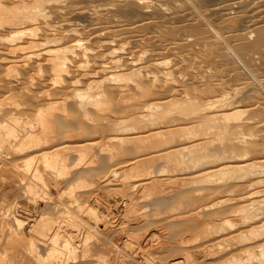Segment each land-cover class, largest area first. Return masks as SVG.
<instances>
[{
	"label": "bare ground",
	"instance_id": "1",
	"mask_svg": "<svg viewBox=\"0 0 264 264\" xmlns=\"http://www.w3.org/2000/svg\"><path fill=\"white\" fill-rule=\"evenodd\" d=\"M216 1L0 0V94H8L0 102V264H111L104 247L93 252L94 228L85 229L71 207L82 208L78 189L117 184L124 198L112 203L126 214L146 216L148 201L174 191L205 200L186 211L191 231L171 242L182 254L166 264H199L200 257H220L210 264H264V72L246 56L264 57V16L257 14L260 4L240 0L260 19L252 22L256 14L249 9L251 24L246 19L248 29L238 31V20L241 29L245 21L237 11L245 8L234 16L236 1L219 0L213 7ZM191 34L204 52L201 59L227 62L226 78H218L221 67L218 75L182 67L187 53H194V47L187 52L193 43L184 46ZM123 38L133 47L124 42L118 48ZM34 71L43 83H36ZM72 110L76 123L59 126ZM82 122L102 124L81 137L74 129ZM98 162L106 174L93 175ZM46 200L61 209L58 216H44L39 204ZM181 200L155 207L152 218L175 211ZM96 206L88 218L102 222L96 231L106 235L115 207L107 205L108 212ZM20 211L27 212L24 218ZM62 222L69 229H61ZM119 225L123 246L140 262L157 264L152 247L161 233L151 225L147 236Z\"/></svg>",
	"mask_w": 264,
	"mask_h": 264
},
{
	"label": "rangeland",
	"instance_id": "2",
	"mask_svg": "<svg viewBox=\"0 0 264 264\" xmlns=\"http://www.w3.org/2000/svg\"><path fill=\"white\" fill-rule=\"evenodd\" d=\"M219 1V0H218ZM218 1H216V2H212V4L213 3H216V4H218L217 2ZM231 1V2H230ZM228 0V2L229 3H234V1H236V3L237 4H239L238 2H240V0ZM249 1L250 0H248V1H245V2H247V3H249ZM255 2H256V5L257 4H262L261 6L259 5H255L254 6V3L255 2H253V0H251L250 1V6H252V7H255V8H258V10L259 11H263L261 14L259 13V11H258V13L257 12H255V8H252V7H248V4L246 5L245 4V2H244V6H242V4L240 3L238 6L237 5H235L236 3H234V5L236 6V8H235V6L232 8V9H234V10H231L230 12H231V14L233 13L234 14V12L236 11V9L237 10H239V9H244L245 8V10H239V11H237V13H238V15H242V14H244V16H243V20L245 21L246 19H247V21H248V23H249V21H250V19L251 18H249V17H252V15H250L253 11L255 12V14L257 13V14H259L261 17H263L264 16V9H261L262 7H264V0L263 1H260V0H254ZM260 2H262V3H260ZM220 4V3H219ZM218 4V5H219ZM211 5V4H210ZM214 5L215 4H213V7H214ZM220 6V5H219ZM247 8H246V7ZM212 6H207V11H209V8H211ZM215 7H217L216 5H215ZM261 7V8H260ZM206 8V7H205ZM239 8V9H238ZM253 9V11L251 10H249V9ZM248 9V10H247ZM247 10V11H246ZM257 10V9H256ZM248 13V11H250L248 14L250 15V16H248L247 15V13ZM241 12V13H240ZM245 12V13H244ZM253 12V13H254ZM232 14V15H233ZM245 14H246V16H245ZM257 14L254 16V20L253 19H251V21L253 22V21H255V18H257ZM236 15V12H235V14H234V16ZM260 16L256 19V20H258V19H260ZM247 17V18H246ZM214 18H215V16H214ZM213 18V19H214ZM216 18H217V16H216ZM253 18V17H252ZM217 19H219V18H217ZM238 19H239V17H238ZM249 19V20H248ZM214 20H216V19H214ZM247 21H245V23L243 24V29H241L242 27V23H241V21L240 20H238V31H242V30H246V28L248 27V25L249 24H251V21H250V23L249 24H246L247 23ZM240 22V23H239ZM247 25V26H246ZM246 26V27H245ZM245 27V28H244ZM248 29V28H247ZM228 34V33H227ZM192 36H193V34H191ZM226 35V34H225ZM196 37H197V35H196ZM194 38V41L192 40ZM125 39L126 38H123V42H118L117 43V47L119 48L120 47V45L121 46H124L123 45V43L125 42ZM188 39H189V41H186L185 42V45L184 46H191L192 45V43H193V46L192 47H188V50H187V52H190L191 50L190 49H192L193 47H194V49H192V50H194L193 52V54L192 55H190L191 54V52L188 54L187 52V60H186V63H188L187 65H186V63H185V67H184V64H183V68H187V70H189V72L190 73H196V72H198L197 70L199 69V70H201L202 71V69L203 70H205L206 71V69H209V70H207V73L208 72H210V73H208V74H211V73H214L216 70H217V74H216V72H215V75H218V72H219V74L221 73H223L224 75H220L219 77L218 76H216V77H218V78H223V76L225 77H227V74L229 73L228 71H229V69L228 68H226V69H228V71H224V70H226L225 68H222V67H228V64H227V62L224 60V59H222V58H220V59H218V61H215V62H207V59H206V57H205V59H201V57L202 58H204V56L205 55H203V51H200L199 50V48L198 47H196V45L194 44V42H195V37L193 36V37H191V41L192 42H190V37L188 36ZM127 40V39H126ZM235 40H233V44L234 43H236V41L234 42ZM127 42V41H126ZM126 42L124 43V44H126ZM131 41H129V42H127L128 43V46H124L125 48H130V47H133V46H131L130 44H132V42L130 43ZM119 43H120V45H119ZM188 43H190L189 45H186V44H188ZM232 43V42H231ZM133 45V44H132ZM127 48V49H128ZM135 49L137 48V47H134ZM139 49V48H138ZM141 49V48H140ZM187 49V48H186ZM185 50V49H184ZM190 50V51H189ZM186 51V50H185ZM197 52V53H196ZM202 52V53H201ZM253 52V51H252ZM254 53V52H253ZM252 53V54H253ZM255 53H257V52H255ZM194 54L197 56H194ZM199 54H201V55H199ZM251 54V52H249L248 54H246V56L247 55H249V58L247 57V60H250L249 62H251V64H252V66H254V65H256V68L255 69H257L258 71H260V75H261V73H262V71L264 72V57L262 56V55H260L259 53H257V54H259L258 55V57H257V54H253V56H251L250 55ZM198 55H199V57H198ZM203 55V56H202ZM254 55H256L255 57H257V58H253L254 57ZM201 56V57H200ZM251 56V57H250ZM166 59H171L172 58V56L171 55H165L164 56ZM168 57V58H167ZM170 57V58H169ZM190 58H192V61H190L191 59ZM200 58V59H199ZM252 58L253 59H255L254 60V62L252 61ZM199 59V60H198ZM257 59V60H256ZM202 60H205V61H203L204 62V64H205V69L203 68V62H200V61H202ZM222 61H224V64H222L221 62ZM190 62H194V65H193V63H190ZM226 62V63H225ZM196 63V64H195ZM214 63H216V65L214 64ZM258 63V64H257ZM260 63V64H259ZM192 65V66H194V68H195V71H194V69L192 68V66H190V65ZM203 64V65H202ZM207 64H209L210 66H211V64H213L212 65V68L209 66V65H207ZM195 65H197V66H195ZM220 65V66H219ZM225 65V66H224ZM187 66V67H186ZM202 66V67H201ZM215 66H217V67H215ZM0 67H3L2 66V64L0 63ZM191 67V68H190ZM220 67L222 68V70H223V72H221L222 70L220 69ZM210 68L212 69V70H210ZM197 69V70H196ZM214 69H215V71H214ZM218 69H220V70H218ZM0 70H1V68H0ZM227 72V73H226ZM4 74V73H3ZM2 73L0 74V75H3ZM34 74V76H36V83H43L41 80H38L39 79V77H38V74H36L35 75V71H34V73H32V75ZM263 74V73H262ZM225 77V78H226ZM39 81V82H38ZM5 94V95H4ZM3 95L2 94H0V102H2V103H4L6 100H7V95L8 94H6V93H4ZM6 97V98H5ZM22 97H24V96H22ZM22 97H20L21 99H22V101H27L26 99H28V97H24V98H22ZM4 98H5V100H4ZM6 107V106H5ZM73 111V110H72ZM70 112L71 113V115H73L72 117L70 116L69 117V119H65V118H58L57 120V124L59 125V126H63V123H65L66 125L67 124H69V122H74V123H76V119H74V117H75V113H74V111L73 112ZM95 117H97V118H99V120H100V116H97V115H95ZM68 120V121H67ZM75 120V121H74ZM100 121H102V120H100ZM61 124V125H60ZM80 124V122L78 123V125ZM91 124V123H90ZM89 123L88 124H86V123H84V122H82L81 123V125L80 126H77L74 130L75 131H79V132H81L82 134H81V137H85V136H88V134H90V133H93L94 131H95V129L97 128V125L99 126L100 124H102L101 122L100 123H94V125L93 124H91V126H89L90 125ZM68 126V125H67ZM66 127V126H65ZM64 126H63V128H65ZM79 127V129H77ZM85 127L87 128V129H85ZM88 127H90V128H88ZM66 129V128H65ZM85 130V131H84ZM88 130V131H87ZM88 134H87V133ZM86 133V135L84 136V134ZM96 151L98 152V149H96ZM33 155H35L34 153H32ZM32 154H30L33 158L32 159H34V156L32 155ZM72 154H73V156L75 157L76 156V154L74 153V152H72L71 153V159H70V161H74V157L72 156ZM107 154V153H106ZM105 153H103V154H99V155H101V159L100 160H104L105 161V159H103L102 157H103V155H105V156H107ZM99 164V165H98ZM102 164V163H101ZM99 162L98 163H95V164H92L93 165V167L94 168H92V165H91V167H87L88 169H90V168H92V169H90L91 171H92V173H93V175L94 174H96L97 175V173L99 174V171L101 172V175H103L104 173L106 174V172H107V169H103V168H99V166L101 165ZM107 164V162H104L103 163V165L105 166ZM109 164V163H108ZM108 164H107V166L106 167H108ZM97 166V167H96ZM99 168V169H98ZM98 171V172H97ZM106 171V172H105ZM109 173V172H108ZM93 175H91V176H93ZM95 175V177H89L88 176V178L90 179L91 178V180H94L93 178H95V180H96V178H97V176ZM67 185V184H66ZM118 185V184H117ZM110 185L109 187L110 188H108L107 189V186H94L93 188H88V189H78L77 190V195H79L80 197H81V199H82V197H83V199H82V202H83V205H82V210L78 207V206H76V205H73V207H71V210L72 209H75V210H72L73 211V213L75 214V213H77V215H78V213H79V215L81 216V218H82V222H83V224L82 225H84V227H85V229H86V227L88 226V224H90V225H92L93 226V228H94V236H92V238H91V240H90V242H92L91 243V245H92V249H93V252H96V250H98V249H100L101 248V250H103V247L105 248V250H107V251H109L110 252V255H111V259H112V261H111V264H122L121 263V260H123L122 262H127L126 264H142L143 262V264H147V263H145V261H141L140 262V260H138V258H137V255H135L134 254V252L133 251H130L131 249H129L128 247H124L123 246V244H122V241L120 242V240L121 239H119V234L117 233L118 232V227L120 226L119 224H121V225H124L125 226V228L126 229H128V230H130L129 232H133V233H137V234H142V235H145V236H147L148 234L147 233H149L148 231H151V230H153V231H156V230H158V232H160L161 233V236H159V240L160 241H157L156 242V244L154 243L157 239H155L154 240V242L153 241H149V243L150 242H152V243H154V246L152 247V256L153 255H155L154 257H155V261L157 262V264H159V262H161V264H163V263H167L169 260H171L172 258H178V257H180L181 256V252H180V250L178 249V248H176V246H174L175 244L173 243H171V242H173V240H175V238H177L178 236H180V235H182V234H186V233H188L189 232V230L191 231V229H190V227H192V226H190L189 224H188V226H190L189 227V229H188V227H187V229H186V224L187 223H190V222H192V221H189V222H187L188 220H186L185 218H184V216H185V214H188L187 212H190V210L192 211V210H194L195 208H197L200 204H202L205 200H203V199H200V198H197L195 195H193V194H191V193H188V192H186L185 194H183V193H181L180 195L179 194H177L178 192L177 191H174V193L175 192H177V193H175V195H174V193L172 192V194H170V195H167V196H169V199H168V197L167 196H161V197H159V196H156V197H154V198H152V202L154 203V204H152V202L150 201H148V203L150 204V206L149 207H151L150 209L152 210H150L149 208H148V210H146L143 214L144 215H146V214H148V215H146V216H140L139 214H132L133 213V211H128V214H126L127 213V211L125 212V209H123V208H119V210L116 212V210L118 209V207H120V206H118L117 205V209H116V206L114 205L115 203H114V200H115V202H118V203H116V204H120L121 203V201H122V198H124V195L121 193V191L119 192V190L118 189H121L123 186H122V184L121 185ZM64 187H66L65 186V184L63 185ZM99 187V188H98ZM101 187V188H100ZM103 187V188H102ZM106 187V188H105ZM114 187H117V188H115V191H111V189L113 188L114 189ZM119 187V188H118ZM104 190V191H103ZM106 190V191H105ZM110 190V191H109ZM99 191H103L102 193L105 195V196H101V198H100V195L98 194V192ZM107 191H108V193L109 192H112L111 194L109 193H107ZM117 191V192H116ZM97 194V195H96ZM102 195V194H101ZM106 195L107 196H109L108 198L106 197ZM122 195V196H121ZM172 195L173 196H175V197H172ZM192 195V196H191ZM67 196V195H66ZM66 196L64 197V200H66V199H68V197L66 198ZM178 196V197H177ZM104 197H106L107 199H105ZM196 197V198H195ZM225 197H229V194L228 195H226ZM230 197H233V195L232 196H230ZM96 198V199H95ZM97 198H100V199H97ZM160 198V199H159ZM178 198H180V200L182 201V204L180 205V207L179 208H177L175 211H172V212H170V213H165V214H162L163 216H155L154 218H152L154 215H153V213H154V211H157V209H164V208H166V206L168 205V203H170L171 202V204H170V207H171V205H173V204H175L176 203V201L178 200ZM86 199V200H85ZM88 199V200H87ZM93 199H95V200H97V201H101L102 202V204L100 203V204H98L100 207H101V209H105L106 207H107V205H108V207L110 206L111 207V209H112V207H115V208H113V210L114 211H112L113 212V214H112V212H110L111 210L109 209H107L106 208V210H108V212H110L111 213V215H113L114 217H112L111 218V220L113 221V224H115V225H113V224H110L111 226H109V229L110 230H108V233H106V235H105V233L104 234H101V233H97V231L98 230H100L99 229V226L100 227H103V224H101L102 222H99L98 221V223H95L92 219H89L88 217V209L90 208V207H92V205H94V206H96L95 205V203H94V200ZM114 199V200H113ZM157 199V200H156ZM162 199V200H161ZM90 200V201H89ZM109 200H111V201H109ZM113 200V201H112ZM165 202H164V201ZM105 203H104V202ZM107 201V202H106ZM202 201V202H201ZM45 202V203H44ZM44 202H40V204H39V207L41 208V211L43 212V214H44V216H46L47 214H48V216L49 215H52V217L54 216V217H56V216H58L59 214H60V211H61V209H59V207L57 208L56 206H55V204H54V202H48L47 200L46 201H44ZM47 202V203H46ZM89 204H88V203ZM90 202L92 203V204H90ZM114 204H113V203ZM143 204L144 203H147V202H142ZM200 203V204H199ZM155 204H156V206H155ZM160 204V205H159ZM50 205V206H49ZM87 205V206H86ZM96 206L97 208L99 207V206ZM105 206V208H104V206ZM112 205V206H111ZM114 205V206H113ZM164 205H166V206H164ZM72 206V205H71ZM75 206V207H74ZM102 206H103V208H102ZM183 206V207H182ZM185 206V207H184ZM78 207V208H77ZM157 209H156V208ZM162 207V208H161ZM167 207H169V205L167 206ZM43 208V209H42ZM57 208V209H56ZM77 208V209H76ZM155 208V209H154ZM53 209V210H52ZM84 209V210H83ZM162 209V210H163ZM46 210V211H45ZM78 210V211H77ZM150 210V211H149ZM154 210V211H153ZM178 210V211H177ZM57 211V212H56ZM187 211V212H186ZM26 211H20L19 213H20V215H21V217H22V215H23V213H25ZM47 212V213H46ZM116 212V213H115ZM123 212V213H122ZM130 212H132V213H130ZM186 212V213H185ZM27 213V212H26ZM26 213L24 214V216L22 217V218H24L25 217V215H26ZM54 213V214H53ZM56 213V214H55ZM81 213V214H80ZM85 213V214H84ZM173 213V215H171ZM179 213V214H178ZM121 214H123V215H121ZM168 216H167V215ZM78 215V216H79ZM121 215V216H120ZM124 215H125V217H126V215H128L127 217H128V219H126V218H124L125 219V221H124V223H118V220H120V217H124ZM150 215V216H149ZM153 215V216H152ZM132 216V217H131ZM137 216H139V217H142V218H140V220L138 219V217ZM148 216V217H147ZM178 217V218H176V217ZM136 217V218H135ZM165 217H167V218H165ZM183 217V218H182ZM119 218V219H118ZM121 218V219H122ZM130 218V219H129ZM135 218V219H134ZM173 218H176V219H173ZM88 220L86 223L84 222V220ZM173 219V220H172ZM145 220V221H144ZM128 221V222H127ZM136 221V222H135ZM147 221H148V223H147ZM115 222V223H114ZM138 222V223H137ZM153 222V223H152ZM92 223V224H91ZM104 223V222H103ZM165 223V224H164ZM128 224V225H127ZM155 224V225H154ZM161 224V225H160ZM55 225V224H54ZM61 225H63L62 227H60L61 229L63 228V230L64 231H66L65 230V228L66 229H69V227H68V225L67 224H65L64 222H62L61 223ZM105 225V224H104ZM151 225V226H150ZM157 225V226H156ZM165 225V226H164ZM185 225V226H184ZM95 226V227H94ZM151 227V230H150V227ZM168 226V227H167ZM178 226V227H177ZM83 227V226H82ZM83 227V228H84ZM134 227V228H133ZM149 227V228H148ZM157 227H159V228H157ZM184 227V228H183ZM92 228V229H93ZM176 228V229H175ZM60 229V230H61ZM155 229V230H154ZM62 230V231H63ZM97 230V231H96ZM113 230V231H112ZM115 230H116V232H115ZM127 230V231H128ZM148 230V231H147ZM164 231V232H163ZM143 232H145L144 234H143ZM115 233V234H114ZM147 234V235H146ZM166 234V236H164ZM83 235V234H82ZM81 235V236H82ZM101 235V236H100ZM103 235V236H102ZM80 236V237H81ZM96 236V237H95ZM99 236V237H98ZM150 236V235H149ZM148 236V237H149ZM79 237V238H80ZM101 237L103 238V239H101ZM167 237V238H166ZM76 238V237H75ZM82 238H84V237H81L80 239H82ZM106 238V239H105ZM117 238V239H116ZM157 238H158V236H157ZM78 239V238H77ZM97 239V240H96ZM107 241H105V240ZM165 239V240H164ZM167 239V240H166ZM62 240H64V237L63 238H61V240H60V242L61 243H63L62 242ZM103 240V241H102ZM171 240V241H170ZM111 243H110V242ZM113 241V242H112ZM143 241H144V237L142 236V238H140V240H139V243L137 242V244H141V243H143ZM162 241H165V244H164V242H162ZM170 241V242H169ZM79 242V241H78ZM102 243V244H100V243ZM141 242V243H140ZM159 242H161V244L159 243ZM168 242V243H167ZM60 243V244H61ZM75 243H77V242H75ZM95 243V244H94ZM119 243V244H118ZM94 244V245H93ZM97 244V245H96ZM113 244H115L114 246H113ZM117 244V245H116ZM151 244V243H150ZM149 244V245H150ZM164 244V245H163ZM168 244V245H167ZM170 244V245H169ZM61 245H63V244H61ZM99 245H100V247H99ZM102 245V246H101ZM108 245V246H107ZM149 245L147 246V247H149ZM152 245V244H151ZM162 246V248L160 249V247ZM93 246H94V248H93ZM98 246V247H97ZM109 246H113V247H111V249L109 248ZM157 248H156V247ZM166 246V247H165ZM168 246H169V248H168ZM123 247V248H122ZM174 247V248H173ZM107 248V249H106ZM109 248V249H108ZM115 248V249H114ZM118 248V249H117ZM120 248H122V249H120ZM157 250V249H159V250H155V249ZM62 249L64 250V248L62 247ZM66 249V248H65ZM126 251H125V250ZM179 250V251H176V250ZM62 250V251H63ZM122 250V251H121ZM66 251H67V249H66ZM66 251H63V253H65V254H68V251H67V253H66ZM123 251H125L127 254H129V256L126 254L125 255V253H123ZM108 252V253H109ZM121 254H120V253ZM157 252V253H156ZM117 253V254H116ZM132 253V254H131ZM158 255V256H156V254ZM160 253V254H159ZM162 253V254H161ZM131 254V255H130ZM135 256H134V255ZM178 254V255H177ZM120 255H122V256H124L125 258H127V259H125V258H122V256H121V258H120ZM132 256V257H131ZM134 256V257H133ZM177 256V257H176ZM117 257H119V258H117ZM161 258V259H160ZM203 257H200L199 258V260H198V262H199V264H210V263H212L213 261H217L218 259H220V257L218 258V257H216V258H208V257H204L203 259H202ZM120 261H119V260ZM136 259V260H135ZM169 259V260H168ZM201 259V260H200ZM161 260V261H160ZM204 260V261H203ZM33 261V260H32ZM31 261V264H36L35 263V261L34 262H32ZM93 261V260H92ZM92 261H90V263L92 262ZM115 261V262H114ZM117 261V262H116ZM119 261V262H118ZM130 261V262H129ZM133 261V262H132ZM138 261V262H137ZM165 261V262H164ZM86 262H88V261H85V263ZM95 262V261H94ZM132 262V263H131ZM209 262V263H208ZM89 263V264H90ZM41 264H43V263H41ZM62 264H64V263H62ZM69 264H72V263H69ZM91 264H93V262L91 263ZM124 264V263H123ZM148 264H150V263H148Z\"/></svg>",
	"mask_w": 264,
	"mask_h": 264
}]
</instances>
